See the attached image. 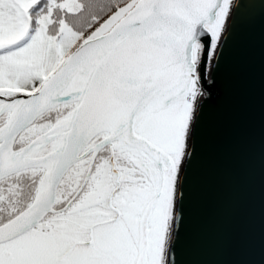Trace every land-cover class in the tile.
Instances as JSON below:
<instances>
[{"label":"snow or ice","instance_id":"obj_1","mask_svg":"<svg viewBox=\"0 0 264 264\" xmlns=\"http://www.w3.org/2000/svg\"><path fill=\"white\" fill-rule=\"evenodd\" d=\"M256 18L264 0H0V264H181L199 119Z\"/></svg>","mask_w":264,"mask_h":264},{"label":"water","instance_id":"obj_2","mask_svg":"<svg viewBox=\"0 0 264 264\" xmlns=\"http://www.w3.org/2000/svg\"><path fill=\"white\" fill-rule=\"evenodd\" d=\"M187 169L181 264H264V22L224 49Z\"/></svg>","mask_w":264,"mask_h":264}]
</instances>
